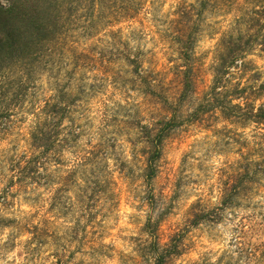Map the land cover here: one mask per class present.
I'll return each instance as SVG.
<instances>
[{"label":"clouds","instance_id":"9594fccd","mask_svg":"<svg viewBox=\"0 0 264 264\" xmlns=\"http://www.w3.org/2000/svg\"><path fill=\"white\" fill-rule=\"evenodd\" d=\"M202 3L35 6L51 35L0 67V264H264V0ZM228 40L247 44L217 83ZM116 172L139 211L113 235Z\"/></svg>","mask_w":264,"mask_h":264},{"label":"trees","instance_id":"16d2710c","mask_svg":"<svg viewBox=\"0 0 264 264\" xmlns=\"http://www.w3.org/2000/svg\"><path fill=\"white\" fill-rule=\"evenodd\" d=\"M47 0H9L7 5H0V67L5 66L10 60L15 58H22L27 56L36 40H42L51 35L47 31L46 25L51 23L47 16L37 15L34 11L38 4L46 3ZM207 4V0H203L202 7ZM231 40L225 41L226 54L222 57L221 64L217 68V83L220 78L226 74L224 65L232 61L235 55H238L241 49L246 46ZM191 37L185 41V47L190 48ZM192 76L191 69L184 73L185 88L189 87ZM264 87V86H263ZM243 94V90L238 93ZM217 103H222L217 101ZM250 107V106H249ZM49 111L53 114L60 115L64 109L59 108L58 105H53ZM231 114V110L226 112V115ZM256 119H264V111H261ZM57 135L54 128H49L47 131H42L40 135H34V144L36 146H43L45 153L51 148L54 143L53 137ZM159 143V135L156 138ZM160 153L154 150L149 160L155 162L159 158ZM38 158L34 157L30 162V166L26 169L28 174L35 172V161ZM155 169L151 166L147 170L148 177L154 174ZM151 199V197H149ZM200 217H197L199 219Z\"/></svg>","mask_w":264,"mask_h":264},{"label":"rangeland","instance_id":"374dc122","mask_svg":"<svg viewBox=\"0 0 264 264\" xmlns=\"http://www.w3.org/2000/svg\"><path fill=\"white\" fill-rule=\"evenodd\" d=\"M9 0H0V5H7ZM208 3V0H207ZM184 17L187 19H190V16L187 12L183 13ZM166 57L164 56L163 52L160 53L158 57V65L157 70H161L164 63H165ZM263 87V86H262ZM174 147V146H173ZM185 145H180L179 149H176L174 152L175 159L177 161V164L181 161L182 158V151ZM131 149L129 146V153ZM165 151H168V148L166 146ZM59 163V161H57ZM123 167V166H122ZM25 175L28 174L27 169L22 170ZM131 172V169L129 170ZM127 175V174H126ZM113 184L115 185V190L112 194H110V199L115 200V207L117 211V220L116 224L117 226L112 229L113 235L118 234L121 230L126 229L131 224V217L139 211V202L136 201V196L131 192L129 188V184L125 182V180L121 177L119 172L114 173L113 175ZM13 183L11 179H9V184ZM46 183V182H45ZM59 190V189H57ZM45 198L50 200V202L46 206V213L48 215V219L55 220L56 216L54 215V208H55V199L54 196H49L47 193L45 194ZM32 199L35 201L37 200V197H32ZM132 201H136L137 206L134 208ZM63 215H67V211L63 213ZM91 219V217H90ZM199 237L193 238V244L196 243V240H198ZM197 256V251L195 249H190L188 253L184 254V259L181 261H178V264H187L189 260L194 261ZM56 264H60V260L56 261Z\"/></svg>","mask_w":264,"mask_h":264}]
</instances>
